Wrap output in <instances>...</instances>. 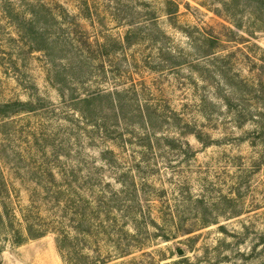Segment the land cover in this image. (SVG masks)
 <instances>
[{"label": "rangeland", "instance_id": "1", "mask_svg": "<svg viewBox=\"0 0 264 264\" xmlns=\"http://www.w3.org/2000/svg\"><path fill=\"white\" fill-rule=\"evenodd\" d=\"M16 101L0 264H63L52 233L10 242L31 198L55 225L102 200L73 243L102 264H264V0H0Z\"/></svg>", "mask_w": 264, "mask_h": 264}, {"label": "trees", "instance_id": "2", "mask_svg": "<svg viewBox=\"0 0 264 264\" xmlns=\"http://www.w3.org/2000/svg\"><path fill=\"white\" fill-rule=\"evenodd\" d=\"M31 105L21 101L10 102L0 104V118H8L10 116L17 115L19 113L31 112L33 109H29ZM74 189L69 186L68 189H58L59 193H69ZM7 194L8 191L4 183H0V197L2 194ZM58 202V201H55ZM32 209L23 214V227L22 229H12L9 231L10 242L13 245H22L29 240H36L44 237L48 233L55 235V245L57 252L63 264H102L99 260L100 257H92L86 253H83L74 246L73 243L81 242L85 236H100L102 230L101 213H102V200H97L96 203H75L71 206L72 211H75V219L64 218L55 225L53 219H39L34 215L36 210V203L31 198ZM57 206H61L57 203ZM91 213H87L85 207ZM68 209V208H65ZM53 212L55 209H51ZM78 246H80L78 244ZM2 252V246L0 245V253Z\"/></svg>", "mask_w": 264, "mask_h": 264}, {"label": "water", "instance_id": "3", "mask_svg": "<svg viewBox=\"0 0 264 264\" xmlns=\"http://www.w3.org/2000/svg\"><path fill=\"white\" fill-rule=\"evenodd\" d=\"M181 254V253H180Z\"/></svg>", "mask_w": 264, "mask_h": 264}]
</instances>
